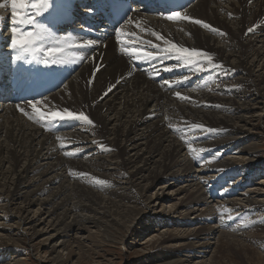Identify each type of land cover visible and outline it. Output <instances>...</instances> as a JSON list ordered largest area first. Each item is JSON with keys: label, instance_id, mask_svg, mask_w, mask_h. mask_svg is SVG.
I'll return each mask as SVG.
<instances>
[{"label": "bare ground", "instance_id": "6f19581e", "mask_svg": "<svg viewBox=\"0 0 264 264\" xmlns=\"http://www.w3.org/2000/svg\"><path fill=\"white\" fill-rule=\"evenodd\" d=\"M58 4L59 10L55 11L49 20H45L43 18L45 14L48 15V13H45L43 16L38 17V22L40 24L46 25L47 28H49L50 25H56L55 22H58L59 11L64 10L68 12L71 2L70 0H58ZM182 14L190 16L194 19L202 20L209 24L213 29L218 30L214 32L208 28L202 27L201 25L191 23L188 20H178L173 21L174 29H169V34L166 37V39L175 41L176 44L189 49H192V45H196V47H202L204 52L212 55L213 63L217 65V67L211 69L206 67L205 69L208 70L206 80L204 81V74L200 76L199 89L190 93L195 94L200 90L199 94L188 97L189 99H180L176 97L178 98V102H172L170 100L169 92L162 93L158 89L159 83H157L156 86L155 83L146 81L143 75L139 74L141 73L140 70H138V74H135L133 78L128 76L127 74H129L130 71L127 60L118 56L114 46L110 45L103 59V64H106V67L104 70L98 72V76L96 78L95 84L92 86V90H89L87 85L82 83V78L85 73L82 72L81 74L70 79L69 83L63 89L54 93L51 98L47 99L45 102L47 107L42 104L45 112H47L48 109L62 110L64 105L68 104H70L69 107H73L75 109L81 108L84 104L97 102L101 94L98 97H96V94H98L99 91L102 92V89L105 90L106 88L104 87H106L108 84H112V86H115L113 92L100 101V103H98L95 107L90 109L88 117L94 122V124H87L88 128L82 129L80 126L83 124V121L80 120L78 121L75 128L69 133H60L57 135H55V133L46 134L47 130H42L40 121H38V119H29V115L35 116L33 109L30 106L3 105V107H0V181L3 180V183L0 182V186H10L12 188V186L72 185L74 186V191L81 197H87L88 201L103 202L101 208H98L97 210H92L87 205H84L85 207H83V203H81V206L77 208L89 210L91 212L89 215H83V217H80L83 221L94 224L95 228L99 227L100 230H103L105 236L110 233L112 226L121 225L114 220L113 216L115 211H112V208L108 207L109 204H113V206H115V204L111 202L110 197L119 199V203L129 201L132 204L138 201L136 200L135 202V197L131 196L130 194L124 195L119 191L114 192L115 190H112V186L117 187L123 186L124 184L121 181L119 182L106 175L104 176V173L102 172L104 169L102 168H99L96 172L92 170L89 174H80L79 177H67L65 179L66 176L64 177V175L66 172H64L62 169L63 166L65 169L83 171L80 166H75L76 157L74 156L79 153V150L81 152H87V155L93 157L106 154L110 159H118L120 162L123 161L125 165L127 164V157L132 159L134 157L133 161L131 160L133 163V166L131 167L134 170V173L132 174L136 178V183H133V186L131 187L138 186V193L141 195L146 194V191L149 187L158 184L162 179H167L170 181L165 185H160L157 192L152 196H146V205L154 208V210L150 213H146L140 207V205H138V203H136V207H130L129 209L126 208L125 204L121 203L120 205H124L125 207L120 210L119 215L124 219L131 214H135L136 216H140V219L144 220L147 215L155 212V206H161L162 208L159 213L163 214L156 213L154 215L156 217L154 221L158 220L163 223V220L166 221V219H164V213L167 209L171 210V214H175L172 217V219H175L177 214H184L186 217L191 218L190 213L195 211L196 206L200 207L201 211L209 210V206H207L209 208L204 206L208 205V202L211 203L216 201L217 203L221 204L222 200L227 204H232L233 206L227 205V208L229 209V207L232 206L234 210H230L237 213L239 212L240 206H246H243L242 204L244 199L249 200V203L254 205L257 200L255 199V202L252 201L250 199L252 197L249 196V193H247L248 190H244V188L239 187L241 185L240 180H243V178L240 175L238 176L236 173L235 169L238 168L236 166L238 163L235 160L230 159L231 157H228L222 161L220 157L222 154L217 153L229 143L235 142L234 144H237V141L227 136H224L222 141L220 140V137L222 136H219L218 138L215 137L216 139H212L210 137V139L207 138L203 132L205 131V127L212 123V119L203 114L202 110H204L205 107H209V105H213L214 101L216 103L217 98L210 93L220 92V89L218 92H209V88L217 90V87L221 88L222 86L226 85V79L235 77L236 75H242L250 78L253 77L255 82L258 83V88L264 95V21L261 19L264 16V0H200L198 4L191 7L186 12H182ZM10 17L11 7L10 4L6 2L5 7L0 8L1 38L4 36V33L12 35V32L8 31L10 26V23L8 24ZM148 19L149 24H154L160 27L163 26V23L156 21V19L153 17ZM71 27H73V25ZM250 27H253V30L249 32L247 37H244V34L249 31ZM10 38L11 36L7 41L2 39L0 42V46L5 44L3 48L7 47L5 51L0 52V75H3L5 78H7L5 74L7 71L12 73L13 71H16L18 66V61L14 59L15 53L12 52L11 48L9 47ZM50 43L51 42L47 39L44 41L45 46H48ZM234 50H237V52L239 51L243 55L245 54L243 60H247V68L242 66V59ZM249 53H253V55L247 56ZM181 64L183 63L180 62L178 65ZM83 69L84 67H82V70ZM188 69V71L185 68L183 71L179 72V76L183 78V73L192 74L193 72L197 71L193 67H189ZM126 70L127 73H125ZM143 73L151 74L152 71ZM122 77L125 78L123 83L116 85L115 81ZM78 79L81 80L82 86L77 82ZM212 82L216 84L217 87H214V85L211 84ZM189 83L192 84V82ZM229 87H233V85L230 84ZM184 91L185 90L183 89L177 90L172 86L170 87V92H179L183 96ZM68 93L70 94L68 95ZM21 108H23L24 112H27L28 115H25L24 112L20 111ZM41 110L43 111L42 108ZM176 110L182 115L180 117H183V119L179 120L180 122L177 120V116L179 115L176 116L177 113H174ZM200 114H203L204 116L202 117ZM226 117H217L216 121L220 124H225V127L228 130H232L229 125L233 123L234 126H236L237 121H235L236 125L234 122H232V120V123L228 124V118ZM249 120L251 122H263L264 125V106H260L256 112L250 114ZM170 124L172 127H169ZM193 124L203 125L204 129L202 131H200L201 129H194L191 127ZM256 126L257 125H252V129L249 130L252 131ZM79 127L82 130L81 133L78 134L80 136L77 138L76 136ZM219 128H222L226 131V129L223 127ZM91 137L93 139L89 140ZM120 137H122L121 143H119L121 139ZM94 138H96V140H94ZM52 139L58 143L57 146L54 145ZM71 140L80 142V145H78L79 149L77 148L78 146H76L72 151L64 150L74 145L73 142H70ZM139 140H142L143 143L139 144ZM91 142L96 145V147L91 146ZM113 142L115 144H113ZM88 145L91 147H88ZM131 146L133 149L128 151L127 148ZM190 147L194 149V151H190ZM130 152L134 153L131 154ZM87 158H89V156L85 157V159ZM239 158H241V156L236 157V159L239 161L248 159L247 157H243V160H240ZM81 165L83 166L84 164L81 163ZM92 166L96 168L98 165L96 164L95 166L93 164ZM232 168L233 170L231 172L237 176H222V179L218 181L221 175H212L208 178H203L204 180H207V182L202 184L204 180L200 178L205 176L207 173L215 172L222 174L223 172H229ZM125 172L127 176H132L131 173H129L130 171L128 172L127 169H125ZM72 173L69 174L73 175L74 173ZM90 175L95 181L91 180ZM34 176H37L40 179L38 181L31 182L30 178ZM45 178H47V180ZM184 182L189 183L190 187H203L200 190H198L197 187L192 188L190 192H187L185 197H183V199L177 204H165L169 200L166 199V197L173 196L175 191L184 193V188H177L178 185ZM128 183L131 184V182ZM207 184H209V186H207ZM166 185H169L170 187L167 188ZM75 186H80V190L78 191ZM94 186H98L102 194L95 190ZM204 186H207V188L209 187L212 193H217V196L211 197V194L208 193L209 196L205 197L206 191L209 192V190L205 189ZM261 186L262 188L260 189L259 187ZM261 186L257 187L260 190L257 191H259L260 194L264 196V184ZM171 187L172 189H170ZM4 189L5 188H3V190ZM3 190L1 189V191ZM104 194H108L109 196L105 199H102L101 197H104ZM227 195H235L232 198L238 199L237 202H229V199L227 200ZM31 196H33V193L27 197L25 196V199H27L26 204L30 206L28 207L26 205L24 207H18V209H15V212L17 213L18 211V217L21 218L24 225H28H23L24 227L22 226L24 230L27 231L24 232V234H29L32 232V236L30 238L31 240L33 238L40 239L38 245H36L37 247L35 248L37 250H39V247L46 248L48 251L47 253L52 256V260L49 261V264H58L59 259L60 261L62 260L61 253L65 251L68 246V241H58V238L66 230L74 227V225L71 227L70 225L66 224L67 220L69 223H71L73 218L71 216H67L68 214L65 213L66 210H64L62 215L61 213H57V219L53 220L54 218L51 219L53 217L51 215V209H49L48 214L45 216H42V213H39V211L36 210L34 214L38 219H31V209L36 203L35 200H32L29 203L28 199H30ZM161 196H163V199ZM208 199L210 200L208 201ZM47 200L48 197H45L39 200V202L43 205H48ZM259 201L261 203L263 202L261 204L263 207L264 197ZM258 204L259 203L257 202V205ZM117 207L120 209V206L117 205ZM138 208L140 211H135ZM99 209L102 212H100ZM206 213H209L208 216H210L212 210H209ZM49 214L52 216L51 218H49ZM229 216L232 217L231 220L236 218L235 216H232L229 211L225 210L221 212L219 214V220L222 218L220 222H224V219ZM149 219L151 218L149 217ZM228 220L230 219L227 218L226 222ZM166 222H168V220ZM199 222H201V220ZM186 224H189V221H187ZM259 226V230L264 232V225ZM6 228V225H0V237L5 232L9 233ZM200 228L203 227L198 226V230ZM128 232L129 230L127 233ZM210 234H212L210 233V230L202 229L200 232L195 234V237H191L188 243H186L188 241L186 240L185 244L182 242L179 244V246L174 247V244L178 243L180 238L167 231L163 234L161 240L156 242V245L153 244L151 246V253L155 254V252H157L154 255V257L157 258H155L157 261L154 262L159 264H189L188 262H190L189 260L191 257L189 254L195 253V251L200 253L204 249L208 248L207 246L210 242L208 243L206 241V243L202 240H206L207 237L209 239ZM41 236L44 237L40 238ZM11 238L12 237L10 236V242H6L3 240V238H0V250L2 247H5V250L11 248L9 247L12 241ZM30 239L29 241H31ZM195 240H197L198 244L194 242ZM200 241L203 244H200ZM223 241L226 242L225 245L234 247V241L228 239L224 235L222 238V242ZM183 246H185L184 249ZM239 247L240 251L242 250L240 255L245 256V258L248 257V260H250L251 263H253L254 260V264H264V259L262 256L257 258L254 255V257H252L249 253V249H247L246 246H241L240 244ZM243 252L244 254H242ZM181 253H186V256L182 255ZM180 255L185 259L178 257Z\"/></svg>", "mask_w": 264, "mask_h": 264}, {"label": "rangeland", "instance_id": "374dc122", "mask_svg": "<svg viewBox=\"0 0 264 264\" xmlns=\"http://www.w3.org/2000/svg\"><path fill=\"white\" fill-rule=\"evenodd\" d=\"M234 51L242 59V62H243L242 66L244 68H247V60H243L245 57V54L243 55L239 51L237 52V50H234ZM252 55H253V53H249L247 56H252ZM251 79H253V80H251ZM225 83H226V85L222 86L221 88L217 87L216 84H214L213 82L211 83L214 85V87H217V90H213V89L209 88V92H218L219 89H220V92L219 93H210L211 95H214L217 98L216 103L214 101V104H215V105L213 104L214 106L209 105V107H205V109L202 110L203 114H205L207 117L212 119V123L209 122L210 123V124L208 123L209 126L207 125L205 127V129L204 128L203 129L205 130L204 132H207V130L209 132L213 131L212 133L213 134L215 133L213 135L214 136L213 139H216L219 136H222V137H220V140L222 141L224 139V136H227V137L233 138L237 141V144H234L235 142L229 143L226 147L221 149V154H222L221 156L223 157L222 161L228 157H231L230 159L235 160L238 163L236 165L238 168L235 169L236 173H237V175H240L241 177H243V180H244L243 181L244 183H242V185L239 187L245 188L244 190H248L247 193H249V196L252 197V198H250L252 201H254L255 199L257 200L256 202L254 201L255 202L254 205L250 204L249 200L244 199V201H242V204H243V206L244 205H246V206L245 207L240 206L239 212L237 213L235 211L230 210V209L234 210V208H232V206H233L232 204H229V205H232L229 207V209L227 208V206H222V205L213 206L216 208V209H214V208L209 206L210 202H208V205H204V206L205 207L209 206L210 207L209 210L212 209V213L210 214V216H208L209 213H206L209 210L201 211L200 207L196 206L195 211H192L191 212L192 214L190 213L191 218L186 217V215H184V214H177L175 219H172V217L175 214H171L170 213L171 210L167 209L164 213L165 214L164 219H166V221L168 220V222L163 220V223L161 221H158V220L154 221L156 219V217L154 216L156 213L163 214V213H159V211L161 210L162 207L161 206H155V212L147 215L144 220L140 219L141 217L136 216L135 214H131L127 218L124 219V218L120 217L119 212L125 206L127 209H129L130 207H136L135 205H137L136 203H138V205H140V207L146 213H150L151 211H153L154 208H151L149 205H148L149 206L148 207L146 205V201H145L146 196L147 195L152 196L154 193L157 192L160 185L161 186H162V184L165 185V184L169 183L170 181L167 179H162L158 184L149 187L148 190L146 191L147 192L146 194L141 195L138 193V191H139L138 186L131 187V186H133V183H136L135 182L136 178L132 174V173H134V170L131 167V166H133L132 161H133L134 157H133V159L127 157V164L125 165L123 161L120 162V160H118V159H116V160L110 159L108 157V155H106V154L105 155H97L96 157L94 156L95 157L94 158L93 156L87 155V152H81L79 150V153H80L79 155H83V154L84 155L81 158L80 157L75 158L76 159L75 160V166H80L83 171H77V170H73V169H65L63 166L62 169L67 174V175L66 174L64 175V177L66 176L65 179L67 177L68 178L69 177L75 178V176L79 177L80 174H83V175L89 174L92 170H94L96 172L99 168H102V169H104L102 171L104 173V176L106 175L110 178H113V179L119 181V182L120 181L123 182L124 185L126 184L125 187H124V185L123 186H117V187L112 186L113 187L112 190L113 191L115 190L114 192L119 191V192H121V194L123 193L124 195L130 194L131 196L135 197V202H136V200L138 202L132 203V204L129 201L121 202V203L125 204V206H124V205H120L121 203L118 202L119 199H114L113 197H110L111 202H113L115 204V206H113V204H109L108 207L112 208L111 209L112 211H115V214L113 216L114 220L118 224L120 223L121 225H115L117 227L112 226L110 233L107 236H105L103 233V230H100L99 227H97L98 228L97 229V228H95L94 224H91L90 222H85L82 220L81 217H83V215H89L91 212L87 209L83 210L81 208H77V207L81 206V203H83V207H85L84 205H87L90 209L97 210L98 208H101L103 202L88 201L87 197L84 198V197L79 196V194H77L74 191V186H72V185H67V186H16V187L12 186V188L10 186H0V225H6L7 226L6 230L9 231V233L8 232L3 233V235L0 238L1 239L3 238V240H5L6 242H10L9 238H10V236L12 237L11 238L12 241L9 245V247H11V248L5 250V247H2V249L0 250V257H1L0 264H49V261L52 260V256L49 253H47L48 251L46 248H41L39 246H38L39 250H37L35 248V247H37L36 245H38L40 239L33 238L31 240L30 238L32 236V232L29 234H26V233L24 234V232H27V231H25L23 227L28 226V225H24L21 218L18 217V215H17L18 211H17V213L15 212V209H18V207H24L27 205L26 204L27 199H25V198L29 195H32V193H33V196H31L30 199H28V201L30 203L32 200H35L36 203H35V205H33V208L31 209V213H30L31 219L32 218H34L35 220L38 219L34 214L36 212V210L39 211V213L41 212L42 216H45L46 214H48L49 209H51V215L53 216L52 217L49 214V218L52 217L51 219L54 218L53 220L57 219L56 218L57 213H61V215H62L64 210H66L65 213L68 214L67 216H71L73 218V221L71 223H69L67 220L66 224L70 225L71 227H73V225H74V227L70 228L69 230H66L67 232L65 231L58 238V241H68L67 249L61 253L62 260L60 261V259H59L58 264H159V263L154 262V261H157V260H155L156 257H154V255L157 252L154 251L155 254L151 253L152 252L151 246L153 244L156 245V242L161 240V237L163 236L164 233L169 231L172 234H175L176 236H178L180 238L178 240V243L174 244V247H176V246H179V244L182 242H184V244H185L186 240H188L186 242V243H188L190 241L191 237H195V234L200 232L202 229H204V230L208 229V230H210V233H212V234H210L209 239L207 237L206 240L205 239L202 240L203 242L207 241L208 243L209 242L210 243L207 246L208 248L204 249L202 252L197 253L198 251H195V253L189 254L191 256L190 260H189L190 262H188L189 264H254V260H253V263H251V261L248 260L249 259L248 257L245 258V256L240 255V253L242 252V250L240 251V247H239L240 244H241V246L242 245L246 246L247 249H249V253L252 257H254V255L257 258L262 256L264 259V232L259 230V227H260L259 225H264V206L263 207L261 206V204L263 202L261 203L259 200L263 199L264 196H262V194H260V192H259L260 190L257 188L258 186H261L264 184V125H263V122H260V123L257 121L251 122L249 120L250 114L256 112L260 106L261 107L264 106V95L261 92V90L258 88L259 87L258 83L255 82L253 77L250 78V77H245L242 75H236L235 77L226 79ZM230 84L233 85V87H229ZM225 88H228L230 90L225 89ZM237 90H238V92H237ZM255 91H256V93H255ZM250 96H251V98H250ZM234 100H236V101H234ZM239 102H240V104H239ZM244 103H245V105H244ZM217 105H218V107H217ZM219 105H220V107H219ZM198 106H200V105H198ZM241 107L242 108L247 107V108L242 109ZM228 110L231 112H229ZM174 113L175 114L177 113L176 116L179 115V116H177L178 122L180 119H183V117H180L182 115L177 110L174 111ZM203 114H200V115L203 117L204 116ZM236 115H237V117H236ZM178 117H180V118H178ZM190 117H192V116H190ZM217 117L228 118V120H227L228 124H231L232 122H234L236 125L235 121H237V125L234 126V124L232 123L231 125H229V127L232 130H228L225 127V124H220L216 121ZM231 120H232V122H231ZM217 125H218V127H217ZM252 125H257V126L252 131H250L252 129ZM213 126H215V127H213ZM237 126H239V127H237ZM219 127L225 128L226 131L222 128H219ZM197 133H198V131H197ZM205 136L207 138H209V137L212 138L211 133H209ZM239 137H240V139H239ZM120 138L121 139H120L119 143L122 142V137H120ZM142 143H143V141L139 140V144H142ZM113 144H115V143L113 142ZM91 146L96 147V145H94L92 142H91ZM91 146L88 145V147H91ZM112 146H114V145H112ZM77 148L79 149V146ZM130 149H133L132 146L127 148L128 151ZM133 153H131V154H133ZM217 153H220V151ZM214 154H216V153H214ZM87 156H89V158L85 159V157H87ZM238 156H241V158H239L240 160H243V157H247L248 159H245L246 161L245 160L239 161L238 159H236V157H238ZM93 160H95V161H93ZM77 163H79V164H77ZM81 163L84 165L82 166ZM95 163L98 166H96ZM88 164L89 165L94 164L96 166V168L92 165L89 166ZM104 166H105V168H104ZM122 166H124V167H122ZM125 169H127L128 172L130 171L129 173H131L132 176H127ZM232 170H233V168L229 172H231ZM72 171L74 174L72 173ZM225 171H228V170H225ZM69 173L70 174L72 173L73 175H70ZM60 174H61V172H60ZM213 174H216V173L215 172L207 173L204 177L212 176ZM138 176H139V174H138ZM34 177L30 178L31 182L38 181L40 179L37 176H34ZM92 178L93 177L91 176V180L93 181L94 178L93 179ZM45 179L47 180V178H45ZM0 182L3 183V180ZM125 182H127V183H125ZM128 182H131V184ZM233 182H234V179H233ZM186 185H188V186H186ZM102 186H106V185H102ZM75 187L78 189V191L81 188L80 186H75ZM89 187H91V186H89ZM94 187H95V190L99 191L102 194V192L98 186H94ZM166 187L169 188L170 186L166 185ZM196 187L198 190H200L203 186H200V187L199 186H192V187H190L189 183H186V182L181 183L180 185L177 186V188H184V193H180V192L175 191L173 196H167L166 197V199H169L170 202L168 200V202H166L165 204H168V203L177 204L178 202H180L183 199V197H185L187 192H190V190L192 188H196ZM3 188H5V189L3 190ZM71 188H73V189H71ZM131 188H133V189H131ZM204 188L207 189V186H204ZM259 188L261 189L262 186ZM1 189L3 191H1ZM170 189H172V187ZM257 190H259V191H257ZM19 191H21V192H19ZM255 191H256V193H255ZM24 192H25V194H24ZM257 193H259V194H257ZM108 196H109L108 194H104V197H101V198L105 199ZM205 196H206V193H205ZM233 196H235V195H231V196L227 195V200L229 199V202L234 201L236 203L238 199L232 198ZM7 197H8V199H7ZM45 197H48V200H47L48 205H43L39 202V200H41L42 198H45ZM241 197H244V196H241ZM256 197H258V198H256ZM161 198L163 199V196H161ZM239 200H241V199H239ZM221 202L223 204L225 203L222 200H221ZM257 202L259 203L258 205H257ZM58 203H59V205H58ZM117 205L120 206V209H119V207H117ZM211 205H214V203H211ZM27 206L29 207L30 205H27ZM203 207H202V209H203ZM209 207H207V208H209ZM225 210L229 211L232 216H235L236 218H234V219H236V220L230 219L226 222V219L228 217H226V219H224V222H220V220H222V218H220V220L212 219L216 216L214 214L221 213ZM99 211H100V209H99ZM135 211H140V209L138 208ZM182 211H180V212H182ZM100 212H102V211H100ZM235 213H237L238 215ZM194 214H196L197 216ZM195 216H196V219L198 220V222L195 219ZM149 217L151 219H149ZM192 218H194V219H192ZM186 220L189 221V224H186V222H187ZM200 220H201V222H199ZM198 226H202L203 228H200L198 230ZM128 230H129V232L127 233ZM200 234H202V233H200ZM155 235H156V237H155ZM223 235L225 237H227L228 239L234 241V244H233L234 247H230V246L225 245L226 244L225 241H223L224 243L222 242ZM44 236H41L40 238H42ZM185 236L187 239L185 238ZM184 238H185V240H184ZM29 239L31 241H29ZM154 240H156V241H154ZM194 242H196V244H198L197 240H195ZM231 243H233V242H231ZM200 244H203V243L200 241ZM235 244H236V246H235ZM184 248H185V246H183V249ZM195 250H197V249H195ZM2 251H3V253H2ZM2 254H3V256H2ZM181 254L186 256V253H184V254L181 253ZM242 254H244V252ZM178 257L185 259L184 257H181V255ZM53 264H56V263H53ZM255 264H257V263H255Z\"/></svg>", "mask_w": 264, "mask_h": 264}, {"label": "snow or ice", "instance_id": "6c2138e0", "mask_svg": "<svg viewBox=\"0 0 264 264\" xmlns=\"http://www.w3.org/2000/svg\"><path fill=\"white\" fill-rule=\"evenodd\" d=\"M6 2L9 3L11 7V21L13 25L11 28L12 35L10 38L9 47L11 48L12 52L15 53L14 59L17 61L25 60V58L28 56L36 58L37 54H43V59L41 62L45 65L66 63L68 61L65 58L64 53L67 49L90 47L94 44L93 41H79L77 37H74L71 34L56 38L46 25L40 24L38 22V17L43 16L45 13L52 14L56 11L57 7L59 6L58 0H0V8L5 7ZM94 10L95 9H89L90 12ZM165 18L170 21L188 20L191 23L201 25L202 27L208 28L211 31H218L213 29L204 21L194 19L190 16L182 14L181 12H172ZM133 23H135L137 27H140L142 32H150L151 35L156 38V40L162 41L163 45H166V47H161L160 44H152V48L157 50L156 52H153L135 45L130 47L122 46V52H125L130 56H135L140 60L150 61L158 58V54L162 51L165 56H171L175 54V58L178 62H182L185 66H191L197 71L204 70L206 67L209 69L217 67V65L213 63V57L211 54L195 48L189 49L179 46L175 42L166 39V37L160 33L142 27L140 22L134 21L133 17H128V19L125 21V25ZM123 27L124 26H121V28L116 29V37L118 42H120L121 36H130L132 38L139 39L135 32L125 33L123 31ZM249 31H252V29H249ZM46 39L51 42L48 46L44 45V41ZM148 43H151V41ZM71 59L82 60L85 59V57L74 54ZM28 62H31V60ZM165 70L171 71L173 69L166 68ZM184 79H187V77ZM110 90L111 89H109V91ZM175 95L180 99H189L188 97H184L179 92H176ZM46 100L47 98H44V100L28 102L35 114V116L29 115V119L52 121L76 119L85 121L88 125L94 124V122L83 112L76 113L70 111L67 108L63 109L62 111L53 109H49L47 112L42 111L38 105L43 104L45 107H47V104L45 103ZM20 111L24 112V109L21 108ZM24 114L28 115L27 112H24ZM169 127H172V125L170 124ZM191 127L201 130L204 128V126L200 124H193ZM190 151H194V149L190 147ZM228 218L231 219L232 217L229 216Z\"/></svg>", "mask_w": 264, "mask_h": 264}]
</instances>
